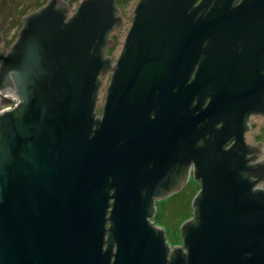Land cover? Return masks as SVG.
Here are the masks:
<instances>
[{
	"label": "water",
	"instance_id": "water-1",
	"mask_svg": "<svg viewBox=\"0 0 264 264\" xmlns=\"http://www.w3.org/2000/svg\"><path fill=\"white\" fill-rule=\"evenodd\" d=\"M195 1L139 0L113 67L115 0H81L67 20L48 0L25 16L0 50V106L12 102L1 89L18 98L0 113V264H264V189L252 188L264 159L250 162L262 142L244 140L250 113L264 114V0ZM191 162L202 188L169 257L153 198Z\"/></svg>",
	"mask_w": 264,
	"mask_h": 264
},
{
	"label": "rangeland",
	"instance_id": "rangeland-1",
	"mask_svg": "<svg viewBox=\"0 0 264 264\" xmlns=\"http://www.w3.org/2000/svg\"><path fill=\"white\" fill-rule=\"evenodd\" d=\"M14 3L15 9L18 11V17H22L24 13L38 9L48 0H0V15L4 12L7 3ZM139 0H116L122 8L125 20L124 24L114 30V43L107 47V53H110L116 58L124 43V38L129 29L132 20L134 8ZM81 0H68L70 4V12L80 4ZM13 18L7 24V40L6 45L12 43L16 38V30L21 26V19ZM110 76L106 74L101 80L100 87L97 92L96 113L101 112V105L104 101L106 88L109 84ZM198 191L197 182L187 184L184 188L168 197L159 199L155 205V212L152 220L155 224L162 226L166 232L169 244L176 246L181 245L182 236L180 235L182 223L192 216V199Z\"/></svg>",
	"mask_w": 264,
	"mask_h": 264
},
{
	"label": "flooded vegetation",
	"instance_id": "flooded-vegetation-1",
	"mask_svg": "<svg viewBox=\"0 0 264 264\" xmlns=\"http://www.w3.org/2000/svg\"><path fill=\"white\" fill-rule=\"evenodd\" d=\"M60 1L65 2L67 4V6H68V10L65 12V19L67 20V19H69V17L73 16V14L77 11L79 5L70 12V4L68 3V0H60ZM200 1L201 0H196L194 2V4H198ZM240 1L241 0H237V2H235L234 4H238ZM9 4L13 5L12 9H13L14 13L11 12L9 14L6 23L4 24L3 28L0 31V35L2 37L1 40H0V50H3V47H5V51H4L5 55L9 53V51L13 47V44L17 41L18 35H19L18 32L21 30V28L23 27V25L25 23V20H24L25 16L29 15L30 13H32L35 10H38L41 7L40 6V7H38V9L36 8L34 10H31L30 12L24 13V15L20 18V17H18V11L15 9L14 3L9 1ZM7 5H8V3H7ZM7 5H6V8L4 9V12L0 15V22H1V19H4V13L6 11H8V6ZM115 5L119 8V11L116 12V15H120L121 16L122 22H121L120 25L111 27V29L108 31L107 39L111 38L112 39V43L105 45L104 52H103V56H107V55L110 56V58H111L110 59L111 67H113L115 65V63H116V61H117V59H118L123 47H122L119 55L116 58H114V56L112 54L107 53V47L111 46L114 43V39L112 38V35L115 34L114 30L117 29V28H120L124 24V20H125L124 14L122 12V8L118 5L116 0H115ZM133 16H134V11H133V15H132V20H133ZM13 18H20L21 19V26L16 30V38H15V40L12 43H9L8 45H6L5 42H6L7 36H8V34H7V24L10 21V19H13ZM132 20H131V23H132ZM131 23H130V25H131ZM130 25H129V28H130ZM126 35H127V33H126ZM124 42H125V38H124ZM123 46H124V43H123ZM1 62H2V60H0V65H1ZM195 72H196V69H194L192 71V73H190L191 77L188 78V83L191 82L192 77H194V75H195ZM106 74L109 75L110 78H111V72L109 70L106 71V73L104 75L99 76V78L102 80V78L104 76H106ZM100 84H101V81H100ZM100 84H99V87H100ZM1 92L3 94L7 95L12 100V102H6L4 105L0 106V109L5 108L6 106L14 107L17 104V102H18V98L17 97L7 93L4 89H1ZM97 92H98V90H97ZM105 99H106V96H105L104 101L102 102V105H101L102 106L101 107L102 108L101 112L100 113H96V104H97V95H96L95 104H94V107H93V112H95L94 113V118H96L97 116L98 117L102 116ZM209 99H210V96H207L206 100L202 104V106H205L209 102ZM151 117H154V113L151 114ZM247 123L249 125V128L245 129V131H244V140H245V142L250 144V145H254V144L258 143L259 141L262 142V149H263L262 152L259 155H257L255 158L250 159V162H257V161H260V160L264 159V114L261 113V112L250 113V116H249V118L247 120ZM221 124H222V121L217 122V127H219ZM234 141H235V138L231 139L229 142H227L224 145V148H228L230 145H232V143ZM193 182L194 183L197 182V184H198V191L195 194V196H196L199 193V191L201 190L202 187H201L200 179H197L195 177V175H194L193 163L191 162L190 165H189V168H188L187 179L181 185V187L179 189L175 190V191L169 192L168 194L162 196L161 198H153L155 205L157 204L159 199H162L164 197H168V196L172 195L173 193H176L180 189L184 188L187 184H190V183H193ZM252 188L253 189H256V188L264 189V180L263 179L257 180L253 184ZM112 193H113V188L111 187L110 190H109V194L111 195ZM195 196L193 197V199L195 198ZM113 199H114L113 197H109V199H108L109 205L107 207V214H106L107 216L109 215V210L108 209H110L112 207L111 204L113 202ZM193 199H192V202H193ZM192 209H193V212H192V216L190 218L194 217L193 205H192ZM190 218H188V219H190ZM183 223H182V225H183ZM109 224H110V222L107 220V222L105 223V226L108 227ZM164 233H165V238H166L167 242L169 243L168 238L166 236L165 230H164ZM180 235L182 236V242H183L182 230H180ZM106 238H107V234H105L104 240H106ZM106 244H107V241L104 242V246H103L104 248L106 247ZM179 246H182V250H185V247H183L182 244L179 245ZM113 249H115V245L113 246ZM173 249H174V246L169 244V249H168V256L169 257H170V250H173Z\"/></svg>",
	"mask_w": 264,
	"mask_h": 264
},
{
	"label": "clouds",
	"instance_id": "clouds-1",
	"mask_svg": "<svg viewBox=\"0 0 264 264\" xmlns=\"http://www.w3.org/2000/svg\"><path fill=\"white\" fill-rule=\"evenodd\" d=\"M8 110H10V106H6L5 108L0 109V113Z\"/></svg>",
	"mask_w": 264,
	"mask_h": 264
}]
</instances>
